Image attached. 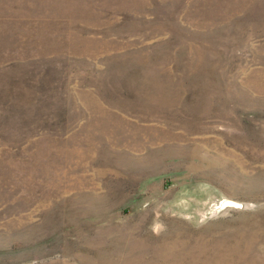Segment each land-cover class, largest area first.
I'll return each instance as SVG.
<instances>
[{"label": "rangeland", "instance_id": "1", "mask_svg": "<svg viewBox=\"0 0 264 264\" xmlns=\"http://www.w3.org/2000/svg\"><path fill=\"white\" fill-rule=\"evenodd\" d=\"M0 264H264V0H0Z\"/></svg>", "mask_w": 264, "mask_h": 264}, {"label": "bare ground", "instance_id": "2", "mask_svg": "<svg viewBox=\"0 0 264 264\" xmlns=\"http://www.w3.org/2000/svg\"><path fill=\"white\" fill-rule=\"evenodd\" d=\"M227 205H230V204H227V202H226V203L224 202V203L222 204V206H221L220 208H218V211H219V210L222 211L221 208H223V207H225V206H227Z\"/></svg>", "mask_w": 264, "mask_h": 264}]
</instances>
